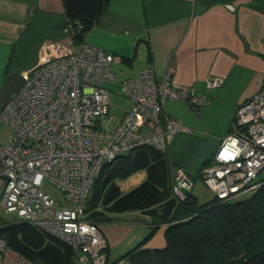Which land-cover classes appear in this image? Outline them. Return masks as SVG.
I'll return each instance as SVG.
<instances>
[{
	"label": "built area",
	"instance_id": "built-area-1",
	"mask_svg": "<svg viewBox=\"0 0 264 264\" xmlns=\"http://www.w3.org/2000/svg\"><path fill=\"white\" fill-rule=\"evenodd\" d=\"M119 58L84 41L52 42L45 56L24 74L18 93L0 109L10 129L0 146V206L18 221L70 245L73 264H105V240L99 224L87 219L86 204L102 167L139 147L165 153L176 134L187 132L180 120L162 113L167 101L203 106L207 99L177 90L173 70L156 78L150 67L124 80L123 95L132 102L108 128L112 64ZM220 80H207L209 89ZM264 170V86L236 110L233 131L219 144L200 180L222 202L248 195ZM51 186L61 202L43 189ZM178 201L193 190L183 168L173 174ZM0 264H36L0 238Z\"/></svg>",
	"mask_w": 264,
	"mask_h": 264
},
{
	"label": "crops",
	"instance_id": "crops-1",
	"mask_svg": "<svg viewBox=\"0 0 264 264\" xmlns=\"http://www.w3.org/2000/svg\"><path fill=\"white\" fill-rule=\"evenodd\" d=\"M70 38L63 0H0V95L9 91L0 107L18 93L24 74L50 43ZM84 42L119 58L112 64L115 82L105 85L119 86L146 67L156 78L171 68L177 90L207 99L203 106L167 101L162 108L188 128L175 135L165 156L173 171L187 172L193 188L201 168L233 131L238 107L264 86V0H109ZM209 79L220 80V86L209 89ZM124 99L128 105L115 124L132 107ZM134 212L99 223L106 264H128L121 257L150 233L152 217ZM166 228L159 226L144 248L165 247Z\"/></svg>",
	"mask_w": 264,
	"mask_h": 264
},
{
	"label": "trees",
	"instance_id": "trees-1",
	"mask_svg": "<svg viewBox=\"0 0 264 264\" xmlns=\"http://www.w3.org/2000/svg\"><path fill=\"white\" fill-rule=\"evenodd\" d=\"M108 1L63 0L75 45L84 41ZM142 170V183L123 194L115 180ZM173 174L165 153L151 147L116 158L102 167L92 186L87 219L99 224L129 211L152 217L150 233L121 257L128 264H264V179L248 195L227 202L214 197L202 204L192 192L183 201L173 197ZM162 225L167 226L165 247L144 248ZM0 238L36 264H73L70 245L28 222H0Z\"/></svg>",
	"mask_w": 264,
	"mask_h": 264
},
{
	"label": "rangeland",
	"instance_id": "rangeland-1",
	"mask_svg": "<svg viewBox=\"0 0 264 264\" xmlns=\"http://www.w3.org/2000/svg\"><path fill=\"white\" fill-rule=\"evenodd\" d=\"M105 87L111 91L110 93L111 101L109 102L110 104L109 105L110 106V109H109L110 117L109 118L112 119V122L110 124V128H111L115 126L114 124H115L117 117H119L118 115H122L121 113H119V111L121 109H124L125 106L128 105V101L124 99L125 96L123 95L122 84H120L119 86L116 85V87L108 86L106 84ZM119 94H121L124 97L123 98L122 96L120 97ZM7 95H9V91L8 92L4 91L0 95V98L2 99L6 97ZM9 132H10V129L8 128V126L0 122V146H3L8 142ZM144 178H145L144 172L138 171L126 179H117L115 181L117 185L120 187L121 192L125 194L131 189H133L134 187L138 186L140 183H142ZM259 179H264V170H262V172L260 173ZM195 182L196 184L193 188V194L196 195L199 202L203 204V203H207L211 201L214 198V195L206 188V186L202 183L201 180L196 179ZM43 189L47 191L55 199L57 203L61 202V194L56 189H54L51 186H47V185H44ZM133 212L134 211L124 212L121 214H117L115 217H119V215L120 217H130L132 216V214L135 213ZM14 219H16V216L14 214L6 213L5 209L0 206V222H11Z\"/></svg>",
	"mask_w": 264,
	"mask_h": 264
},
{
	"label": "water",
	"instance_id": "water-1",
	"mask_svg": "<svg viewBox=\"0 0 264 264\" xmlns=\"http://www.w3.org/2000/svg\"><path fill=\"white\" fill-rule=\"evenodd\" d=\"M105 259H106V255H105ZM105 263H106V260H105Z\"/></svg>",
	"mask_w": 264,
	"mask_h": 264
}]
</instances>
